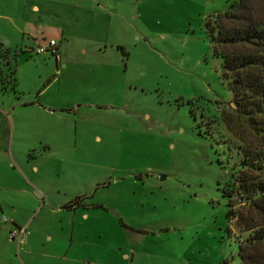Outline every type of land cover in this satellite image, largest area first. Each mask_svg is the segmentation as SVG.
<instances>
[{
    "label": "rangeland",
    "instance_id": "374dc122",
    "mask_svg": "<svg viewBox=\"0 0 264 264\" xmlns=\"http://www.w3.org/2000/svg\"><path fill=\"white\" fill-rule=\"evenodd\" d=\"M232 1L98 0L112 12L111 28L95 35L94 49L88 44L84 54L73 53L58 81H51L57 73L48 51L11 47L15 56H5L15 85H0V106L47 88L42 100L55 104L60 97L57 104L70 101L77 109L61 118L40 114L43 142L29 151L39 170L50 172L61 164L41 147L45 140L53 148L63 143L69 159L63 165L70 171L79 166L86 179L65 176L62 191L69 195L78 187L87 203L106 207H87V218L75 222L72 263L239 264L235 239L245 234L226 217L222 196L232 185L239 145L220 119L233 108L232 99L204 26ZM38 36V42L58 38L55 31ZM52 183L48 175V210ZM6 218L2 211L0 228ZM42 235L31 231L27 256L1 228L0 264H49L42 254L67 248V239L45 245Z\"/></svg>",
    "mask_w": 264,
    "mask_h": 264
},
{
    "label": "crops",
    "instance_id": "0c3cea01",
    "mask_svg": "<svg viewBox=\"0 0 264 264\" xmlns=\"http://www.w3.org/2000/svg\"><path fill=\"white\" fill-rule=\"evenodd\" d=\"M111 15L112 12L104 10L98 0H0V48L12 50L11 47H22L25 50L29 49L26 52H31L36 46H47L48 40H54L52 48L55 55L50 53L48 47L47 51L50 56L53 55L57 73V76L51 74V81H58L73 53L84 54L88 44L95 48L94 45L98 42L94 37L101 29L111 28ZM48 31H55L58 38H40L42 42H38V34ZM42 59L45 62L50 61L48 57ZM43 92L36 93L31 99L16 100L6 106L2 103L0 106V130L4 134V139L0 141V213L4 211L8 217L6 218L8 223L3 224L1 228L7 239L21 244L24 251L32 246L29 238L32 230L37 234L43 233L40 240L45 245L55 246L60 240L67 239L68 244L64 251L42 255L50 260L49 264H79L68 259V251L75 235L73 227L77 219L87 218L85 208L97 203H87L83 198L79 205L71 209L64 208L69 201L80 197L82 193L77 187L72 194L66 195L62 187L67 186V178H73L77 183L81 181L85 183L86 175L85 170L79 166L70 171L63 165L65 161H69L65 158L63 143L53 148L51 143L45 140V145L41 147L44 151L42 154L53 152L55 160L60 162L61 167L56 168L57 170L54 168L50 172L39 170L35 162L36 157L30 156L29 151L34 150L38 141L43 142L44 138V132H40L37 127L40 114L61 118V114L77 110L70 101L57 104L60 97L54 99L55 104H50L46 98L42 100ZM54 109L55 113L52 112ZM50 112L53 114L50 115ZM7 169L13 172L12 175ZM41 175L44 176L42 181L38 179ZM48 175L53 178L54 185L51 188L50 210L44 208V196L48 195L44 182ZM39 201L40 204L43 203L42 206L37 205ZM34 205L38 206L35 211ZM98 205L104 208L101 204ZM42 209L45 210L44 215L39 217ZM79 209L82 210L80 213ZM44 218H46L44 221L40 220ZM17 228L24 231L19 240L15 236L10 237L12 230ZM52 237L55 238L53 241ZM84 237H77L76 240H82ZM26 253L28 256L29 252Z\"/></svg>",
    "mask_w": 264,
    "mask_h": 264
},
{
    "label": "trees",
    "instance_id": "16d2710c",
    "mask_svg": "<svg viewBox=\"0 0 264 264\" xmlns=\"http://www.w3.org/2000/svg\"><path fill=\"white\" fill-rule=\"evenodd\" d=\"M204 26L233 103L220 119L239 145L232 185L222 189L226 217L245 234L235 239L239 264H264V0L232 1ZM0 51V85L12 88L14 68L5 56L15 53ZM83 198L75 197L64 208L79 205Z\"/></svg>",
    "mask_w": 264,
    "mask_h": 264
},
{
    "label": "built area",
    "instance_id": "2783aa9c",
    "mask_svg": "<svg viewBox=\"0 0 264 264\" xmlns=\"http://www.w3.org/2000/svg\"><path fill=\"white\" fill-rule=\"evenodd\" d=\"M54 40H48L47 41V46H36L34 49H32V50H34V52L35 53H43V52H46L47 51V47L48 48H50L49 50H50V53H53L54 55H55V51L53 50V45H54ZM24 231H23V229H19V228H17V229H14V230H12V232L10 233V237H17V239L19 240V236L23 233Z\"/></svg>",
    "mask_w": 264,
    "mask_h": 264
},
{
    "label": "water",
    "instance_id": "95a60500",
    "mask_svg": "<svg viewBox=\"0 0 264 264\" xmlns=\"http://www.w3.org/2000/svg\"><path fill=\"white\" fill-rule=\"evenodd\" d=\"M232 105H233V103H232Z\"/></svg>",
    "mask_w": 264,
    "mask_h": 264
}]
</instances>
